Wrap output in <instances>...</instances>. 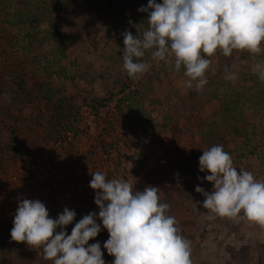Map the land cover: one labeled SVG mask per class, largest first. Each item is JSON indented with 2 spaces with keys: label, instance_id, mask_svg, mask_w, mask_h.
I'll return each mask as SVG.
<instances>
[{
  "label": "rangeland",
  "instance_id": "1",
  "mask_svg": "<svg viewBox=\"0 0 264 264\" xmlns=\"http://www.w3.org/2000/svg\"><path fill=\"white\" fill-rule=\"evenodd\" d=\"M147 5L148 0H0V163L21 162L23 174L35 182L30 189L42 197L48 191L54 195L59 211L53 219L75 194L95 197L90 172L126 179L141 191L158 186L161 202L171 206L169 214L190 242L192 264H264V227L243 213L209 220L205 197L195 191L196 186L212 190L203 180L210 173L199 171V157L217 144L230 153L234 167L264 181V82L253 71L264 51L205 57L216 69L206 72L207 80L210 74L222 80L216 84L218 107L207 102L213 84L188 90L183 66L177 72L174 65L151 61L150 71L131 84L145 93L142 119L124 121L118 111L120 103L125 106L121 88L127 76L122 33L136 35L148 27V13L138 11ZM145 59L150 60V50ZM226 67L236 74L234 82L225 79ZM46 70L52 80H46ZM48 84L59 94L51 103L38 91ZM230 100L239 105L240 116L224 121L223 103ZM68 104L75 120L58 124ZM20 191L14 189L10 197ZM0 203V234L6 240L0 264H52L41 249L11 240L14 217H8L11 209L1 194ZM81 215L66 226L69 235ZM96 222L101 232L88 243L99 242L105 264H112L103 247L109 233Z\"/></svg>",
  "mask_w": 264,
  "mask_h": 264
},
{
  "label": "clouds",
  "instance_id": "2",
  "mask_svg": "<svg viewBox=\"0 0 264 264\" xmlns=\"http://www.w3.org/2000/svg\"><path fill=\"white\" fill-rule=\"evenodd\" d=\"M146 29L123 35L122 67L128 77L139 80L151 69V61L185 69V88L200 91L207 85L206 72L220 51L225 57L234 50L260 54L264 44V0H148ZM150 50V60L145 59ZM254 74L264 82V60L255 64ZM225 79L235 81V73L225 68ZM199 171L212 184L210 192L196 186L205 198L202 207L215 216L236 219L239 214L264 227V181L252 172L234 167L223 145L203 149ZM89 187L95 190L98 214L84 215L69 235L65 228L76 212L65 207L58 217L49 215L40 200L23 199L10 231L11 240L41 249L43 259L52 264H105L99 242L89 244L102 226L109 233L103 247L114 257L112 264H192L190 242L182 235L170 205L160 200L158 186L142 191L126 179H106L102 171L90 172ZM178 176V174H177ZM198 179H200L198 177ZM60 231H57V229Z\"/></svg>",
  "mask_w": 264,
  "mask_h": 264
},
{
  "label": "built area",
  "instance_id": "3",
  "mask_svg": "<svg viewBox=\"0 0 264 264\" xmlns=\"http://www.w3.org/2000/svg\"><path fill=\"white\" fill-rule=\"evenodd\" d=\"M12 164L10 162L0 163V194L3 201L7 202L6 206L11 209V212L8 213V217H14L15 212L18 208V202L25 198L40 200L41 202H43L49 211L50 217L54 212L59 211L58 207L55 206L54 195H52L51 193H49L50 191H48L46 192L47 196L42 197L38 192L32 191L30 189V186L35 182L34 180H30L28 176H25L23 174L22 163L17 162L14 165ZM48 169L52 174V168L49 167ZM50 173L46 172L45 174L47 182H49V178H52L50 176ZM17 188L21 189V191L17 193V195L10 197V193H12V191ZM7 200L12 202V204H9ZM61 200L66 203V197H62ZM0 204L2 205V203ZM68 205L69 209L74 210L78 215L83 214L84 216L85 214H89L90 212H96L97 214L99 212V208L95 204L92 194H89V198H87V196H81V194H75L74 198L68 201Z\"/></svg>",
  "mask_w": 264,
  "mask_h": 264
},
{
  "label": "trees",
  "instance_id": "4",
  "mask_svg": "<svg viewBox=\"0 0 264 264\" xmlns=\"http://www.w3.org/2000/svg\"><path fill=\"white\" fill-rule=\"evenodd\" d=\"M50 25L53 27L54 31L57 32L54 26L55 23L54 22L50 23ZM45 77L46 80H52V75L49 71L47 72V70L45 72ZM125 80L127 82L126 81L122 82V88H121V94H124L123 98L121 99V102L125 103V106L121 105L120 103L118 105V111L120 114L123 115L122 118L124 121L131 120L132 124H136L140 119H142L140 102L145 97V93L141 90L140 87L131 85L133 84V79L128 77V75L126 76ZM45 88L46 89H44V85H40L38 87L39 94L43 95V98L45 101H47V103H51L55 97L59 96V94L51 88V84L46 85ZM217 95H218V91H217V87H215L213 90H211V96L216 97ZM57 99L59 103L63 102L62 98H57ZM123 107L126 108L125 114H123L124 113ZM73 108H74L73 104L70 105L68 104L66 108H62L63 113H61V115H59L57 118L58 124L61 123L63 118L65 122L69 124L71 119L75 120L74 118L75 116L73 114ZM235 114L240 116V113L238 112L237 102L233 101L230 104H226L224 106V116H223L224 121L235 119L234 117ZM148 120L151 122V118H148ZM5 243L6 240L3 238V235L0 234V250L3 248ZM112 258L114 259L113 256H110V259Z\"/></svg>",
  "mask_w": 264,
  "mask_h": 264
},
{
  "label": "crops",
  "instance_id": "5",
  "mask_svg": "<svg viewBox=\"0 0 264 264\" xmlns=\"http://www.w3.org/2000/svg\"><path fill=\"white\" fill-rule=\"evenodd\" d=\"M110 0H102V2H105V3H107V2H109ZM121 3H123V1H121ZM211 71V70H210ZM223 72V75H225V70H223L222 71ZM210 76L212 77V78H210V80L208 81V84L210 85V84H213V86H214V88L215 87H217V85L218 84H220V81H222L219 77H216V78H214V76L215 75H213L212 76V74H210ZM223 77V76H222ZM217 84V85H216ZM211 86V85H210ZM220 96H219V93H218V95L216 96V97H213V96H211V98L210 99H208V101L207 102H211L212 103V105L214 106V107H218L219 106V103H218V99H221V97L219 98ZM226 101H228V100H226ZM234 100H230V102H233ZM217 102V103H216ZM229 102V101H228ZM222 103H223V101H222ZM217 104H218V106H217ZM227 103H223V105L225 106ZM224 106L222 107V115H221V118H223V116H224ZM216 110V108L214 109V111ZM213 111V112H214ZM238 111H240L239 110V105H238ZM108 258V257H107Z\"/></svg>",
  "mask_w": 264,
  "mask_h": 264
}]
</instances>
